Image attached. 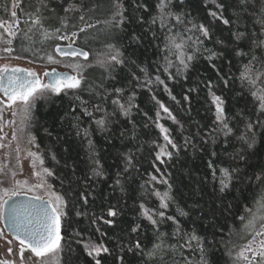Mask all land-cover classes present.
<instances>
[{
	"label": "snow or ice",
	"instance_id": "obj_1",
	"mask_svg": "<svg viewBox=\"0 0 264 264\" xmlns=\"http://www.w3.org/2000/svg\"><path fill=\"white\" fill-rule=\"evenodd\" d=\"M64 2L63 16L50 0H11L10 6L7 2L4 5L6 16L0 17V44L5 47L0 51L13 53V42L22 38L33 46H40L34 53H42L40 59H46L50 64H61L71 71L61 73L55 68L45 71L46 82H42L31 68L0 65V132L5 124L16 123L14 119L4 121L5 110L11 109L13 117H21L20 131L23 132L32 120L38 101L67 97L70 101L68 109L59 120L60 123H70L80 143L78 147H66L65 151L69 157L74 151L79 156V148H83L89 162L87 180L102 179L107 173L93 140L94 134L99 133L109 149L117 147V140L121 144L136 141L138 125L134 110H139L137 92L141 89L152 92L154 87L162 86L175 100L169 82L190 79L193 73L200 72L199 62L207 61L204 71L211 70L215 76H200L199 83L207 89L213 120L206 130L202 131L198 126L194 134L185 135L183 147L185 150L191 147L195 156L197 137L205 146L211 143L212 151L206 164L208 172L204 174L203 181H196L198 187L192 195L199 192L201 184L208 183L210 175L219 203L209 214L204 212L199 200L193 199L187 210L177 204L175 215L167 214L175 202L173 185L163 174L157 177L148 173V179L140 188L144 190V195L156 197L158 207H148L141 201L128 237L131 241L132 234L138 236L139 231L145 228L140 221H147L154 236L152 247L145 252V246L139 239L135 244L119 241L117 247L119 253L127 249L133 256L145 259L155 258L159 253L163 260V255L178 251L180 260L174 261V264H219L216 254L219 247L225 250L233 264H264V0H229L227 3L204 0L206 8L209 3L214 6L207 13L211 21L193 17L187 0H89L88 5L77 0ZM229 9L232 14L226 17L225 12ZM216 22L225 26L223 30L228 31L227 38L217 37ZM56 40H67L66 48L48 44ZM81 40L83 45L78 43ZM92 42L101 43L104 50L90 60L86 46ZM45 45L52 51H48ZM22 51L27 52L29 48L22 46ZM149 52L155 57L151 63L147 62L151 59ZM88 68L99 69L98 78L90 80L85 75ZM199 83L186 89L185 101H190L189 94L200 92ZM237 83L239 91L234 88ZM221 84L224 89L235 91L238 98V110L235 112H230L227 95L217 94L216 89ZM85 93L88 98H85ZM151 98L172 123L180 124L155 94ZM241 102L243 108H239ZM84 117L88 118V127H82ZM160 118L161 111H157L153 123L164 143H153L156 147L155 160L165 163L178 156L181 146L172 138L169 128L160 123ZM148 126L145 123L144 127ZM180 128L183 132L182 124ZM44 131L51 135L47 128ZM12 138L17 139L15 130ZM3 139L0 136V140ZM35 139L31 133L28 134L29 144L35 146ZM217 146L220 152L215 150ZM0 147L5 145L0 144ZM201 150H204L203 147ZM16 151L19 153V147ZM221 155L226 159H221ZM27 156L33 158L32 175L38 178V182L30 185L28 180H16L14 188H0V223L5 225L12 240L7 239L4 231H0V239L10 245L7 253L14 257L12 260L0 259V264H62V254L68 253L70 259L72 253L71 247L65 248L62 243V221L67 215V201L63 195L50 191L51 185L47 184L45 177L53 176V171L43 167L45 161L42 154L28 151ZM117 158L122 161L123 169L116 172L113 187H119L124 192L125 179H131L134 154L119 151ZM51 159L59 163L56 154L52 153ZM37 162L41 166L39 170H36ZM65 167L72 168L75 173L76 162L66 161ZM153 167L160 171L155 164ZM11 175L14 177L16 173ZM156 183L167 187L161 192L154 187ZM149 185H153L150 193ZM256 189H259V199L253 198L254 207H248L246 193ZM21 191L33 194L18 199ZM89 195L90 192L81 193L84 205L88 204ZM229 197L235 203H225ZM241 203L245 205L244 214L233 218L243 223L244 235L240 239L251 238L238 245L231 238L234 229L227 227L226 214L232 215L233 207ZM217 210L220 211L219 217ZM120 214L117 205H110L106 213L111 218ZM76 215L79 217L86 213L78 210ZM179 218L187 220L192 228L185 229ZM222 220L225 222L222 223ZM103 222L109 226L116 223L115 219H104ZM168 222L172 226L170 236L168 232L161 231V226ZM76 235L81 236V233ZM77 243H83L94 264H102L98 258L102 254H112V249L104 242L88 239L77 240ZM119 253L114 264H125V255Z\"/></svg>",
	"mask_w": 264,
	"mask_h": 264
},
{
	"label": "trees",
	"instance_id": "obj_2",
	"mask_svg": "<svg viewBox=\"0 0 264 264\" xmlns=\"http://www.w3.org/2000/svg\"><path fill=\"white\" fill-rule=\"evenodd\" d=\"M6 2L10 6L11 0H0V17L6 16L4 12V5ZM33 2H35V0H33ZM77 2L84 5L89 4V0H77ZM221 2L227 3L229 0H221ZM50 3L61 16L64 15L62 11V8L66 6L64 0H50ZM187 3L193 17L201 21H211V17L207 15L208 10L214 7L211 3L208 4L207 8L204 6V0H187ZM25 6L26 5H22V7ZM231 14V9L225 12L226 17L231 16ZM216 23L218 25L215 29L217 37L223 36L227 38L228 31L223 30L225 26L219 22ZM61 43V40L48 42L49 45H58ZM78 43L83 45L82 40L78 41ZM22 46L28 47L29 51H22ZM13 47L15 50L10 54L13 57H22L18 60L27 61L39 66L50 65L46 59H40L42 53L34 54L36 47H40L39 45L33 46L31 42L23 41L22 38H19L13 42ZM45 47L48 51H52L51 47L47 45H45ZM86 50L90 52L89 59L92 60L97 52H101L104 49L101 43L92 42L86 46ZM148 55L151 59L147 62L151 63L155 57L152 56L151 52H149ZM207 63L208 62L204 60L200 61L198 64L200 72L193 73L190 79L180 80L178 83L169 82L171 94L176 97L175 100L164 91L162 86L154 87L152 92L146 89H141L137 92L136 103L139 106V110H134V118L138 125L136 141H125L124 144H121L117 140L115 141L117 147L109 149L103 137L99 133L94 134L93 140L96 143L101 162L107 173L102 179L87 180L89 175V162L83 148H79V156H77L74 151L71 157H69V154L65 151L66 147L70 145L78 147L80 143L76 137L75 129L71 127L70 123L68 121L60 123L59 120V117L64 115L65 110L68 109L70 103L69 99L60 96L51 97L47 102L43 100L37 102L32 113V120L27 124V132L28 134L31 133V135L36 138L35 146L32 145V147L39 154H42L45 161L44 167L50 168L53 171V176L46 177L47 183L51 185L54 192L63 195L67 201V207L65 209L67 215L62 221V234L64 236L62 243L65 248L71 247L72 253L70 259L68 253L62 254V264H94L92 257H89L84 250L83 243H77V240L86 241L91 239L97 243L104 242L107 247L112 249L111 255L102 254L101 257H98L101 259L102 264H114L115 256L119 253L117 247L119 241L135 244L136 240L139 239L142 245L145 246V252L151 249V242L154 240V236L151 225H149L147 221H140L145 225V228L139 231L138 236L132 234L131 241H129L128 237L130 225L134 218L138 216L139 203L143 201L148 207H158L159 201L156 197L144 195V190L140 188V185L148 179V173H152L157 177L163 174L169 177L170 183L173 185L172 191L175 202L167 210V214L175 215L177 204L187 210L193 199L199 200L204 212L209 214H211L219 203L215 198L210 175L208 176V183L201 184L199 186V192L195 196L192 195L193 191L198 187L196 181H203L204 174L208 172L206 164L210 152L212 151L211 143L205 146L199 137H197L196 143L198 147L195 156L193 155V149L191 147L187 150L183 147L185 135L189 133L194 134L198 126L201 127L202 131L206 130V128L211 126L213 120L210 110L211 101L208 97L207 89L204 88L202 83H199L200 76H207L208 74H211L213 77L215 76V73L211 72V70H209V72L204 71ZM152 70L154 71V69ZM225 71H227V68H225ZM99 72L100 70L97 68H88L85 70V75L91 80L93 78H98ZM198 83L200 92L189 94L191 97L190 101H185L184 94L186 89L196 86ZM234 88L236 91H239V84L237 83L234 85ZM216 91L217 94L227 95L230 112L238 110L236 106L238 98L235 95V91L224 89L222 84ZM153 94H155L157 99L168 107L173 115L180 121V124L184 127L183 132L181 131L180 124L172 123V121L167 118V114L159 109V106L151 98ZM84 96L88 98L86 93ZM243 107L244 105L241 102L239 108ZM108 108L111 110L110 102ZM157 111H161L160 123L169 128L172 138L181 146L178 156H173L171 160H166L165 163H160L155 160L156 147L153 142L160 144L164 143L159 130L153 123L156 119ZM144 112H147L148 115L144 116ZM145 123L149 125L147 128L144 127ZM88 126V118L84 117L82 127ZM92 127L93 129L95 128L94 125ZM45 128L48 129L51 135L45 133ZM220 139L222 141L223 137ZM201 147H203L204 150H201ZM215 150L220 152V147L217 146ZM119 151H131L134 154V167L131 170V179H125L126 191L124 192H122L119 187H113L116 172L123 169L122 161L117 158V153ZM52 153L56 154L59 163L51 159ZM221 159H226V157L221 155ZM73 160L76 162L75 173H73L72 168L65 167L66 161L71 162ZM154 164L160 169L159 172L153 167ZM137 169L139 171H137ZM152 187L153 185L148 186L149 193ZM154 187L163 192L167 186L156 183ZM82 192L91 193V195L87 197V205H84L83 200L80 198ZM246 195L249 197L247 206L254 207L253 198L259 199V189L247 192ZM229 202L235 203L231 201V197H229L228 201H225V203ZM110 205H117L120 208L121 214L118 217H107L106 213ZM244 207L245 205L241 203L238 207H233L232 215L226 214L227 227L234 229V234L231 238L238 245H243L247 242V239L251 238L248 236L246 239H240V236L244 235L243 223L238 218H233L234 216L239 217L241 214H244ZM78 210L86 213V215L78 217L76 215ZM216 215L217 217L220 216L219 210L216 211ZM101 217L102 219H97ZM209 218L211 219V215H209ZM104 219H115L116 223L109 226L103 222ZM179 219L185 229L192 228V224L187 220L184 218ZM93 220H96V223H93ZM221 222L224 223L225 221L222 220ZM97 229H99V231H97ZM161 231L168 232L170 236L172 232L171 222L162 225ZM76 233H81V236H77ZM219 235L218 233L217 236L219 237ZM119 254L125 255V264H127L128 261H131L132 264H174V261L180 260V253L178 251L168 252L166 255H163V260H161L162 254L159 253L155 258L149 259H145V257L139 255L133 256L131 253L127 252V249H125L124 253ZM216 254L219 259V264H233V261L223 248L218 247Z\"/></svg>",
	"mask_w": 264,
	"mask_h": 264
},
{
	"label": "rangeland",
	"instance_id": "obj_3",
	"mask_svg": "<svg viewBox=\"0 0 264 264\" xmlns=\"http://www.w3.org/2000/svg\"><path fill=\"white\" fill-rule=\"evenodd\" d=\"M61 44H68V41L63 40ZM3 47H5V45L0 44V49H2ZM12 57L13 56L11 54L0 51V65L9 64L11 66L31 68L33 71L37 72L42 82H45L43 76V73L45 71H51L53 68H55L56 71L58 72L71 71L70 69L63 67L61 64H50L47 66H39V65L31 64L27 61L13 59ZM3 119L5 122L14 119L16 123L5 124V126L3 127V131L0 132V136L4 137L3 140H0V144L5 145V147H0V181H3V183H0V188H14L16 180H21V181L28 180L30 185L37 183L38 178L32 175L33 168L31 167V165L33 162V158L27 156L28 151H32V152H37V151L32 147L31 144L28 143L27 126L24 127L23 132L20 131V128L22 127L20 123L21 117L19 115L13 117L11 115V109L5 110ZM14 130L17 136L16 140H13L12 138ZM17 147H19L20 149L19 153H17L16 151ZM40 167L41 166L37 162L36 170H39ZM13 172L16 173L14 177L11 175V173ZM50 191H53L52 187L50 188ZM32 194L33 193H24L23 191H21V195L23 196H30ZM41 194H43L42 191ZM4 198L6 199V197ZM45 199H47L46 196ZM0 231H4L1 223H0ZM4 234L8 240H12L6 235L5 231ZM9 246L10 245L5 240L0 239V259L12 260L14 258L13 256L8 255L7 253V248ZM16 259L18 262V257Z\"/></svg>",
	"mask_w": 264,
	"mask_h": 264
},
{
	"label": "water",
	"instance_id": "obj_4",
	"mask_svg": "<svg viewBox=\"0 0 264 264\" xmlns=\"http://www.w3.org/2000/svg\"><path fill=\"white\" fill-rule=\"evenodd\" d=\"M59 46H60L61 48H66L67 45H60V44H59ZM57 58L60 59L59 57H57ZM65 59H67V58H65ZM57 72H58V71H57ZM61 73H68V72H65V71H64V72H61ZM44 79H45V82H46V78H45V77H44ZM25 197H26V196L21 195L18 199H24ZM1 225H2L3 230L5 231L6 235H7L9 238L12 239L11 235L7 233V230H6V228H5V225L2 224V223H1Z\"/></svg>",
	"mask_w": 264,
	"mask_h": 264
},
{
	"label": "bare ground",
	"instance_id": "obj_5",
	"mask_svg": "<svg viewBox=\"0 0 264 264\" xmlns=\"http://www.w3.org/2000/svg\"><path fill=\"white\" fill-rule=\"evenodd\" d=\"M59 45V44H58ZM60 45H67V44H60Z\"/></svg>",
	"mask_w": 264,
	"mask_h": 264
}]
</instances>
